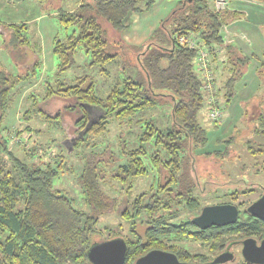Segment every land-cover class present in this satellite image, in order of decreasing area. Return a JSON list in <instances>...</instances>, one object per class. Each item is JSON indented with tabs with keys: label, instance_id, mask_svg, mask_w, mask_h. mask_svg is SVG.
<instances>
[{
	"label": "trees",
	"instance_id": "trees-1",
	"mask_svg": "<svg viewBox=\"0 0 264 264\" xmlns=\"http://www.w3.org/2000/svg\"><path fill=\"white\" fill-rule=\"evenodd\" d=\"M154 4L155 0H83L76 9L60 10L59 21L66 28H73L64 42H55L61 72L74 66L78 47H83L91 57V66L100 67L109 78L112 74L107 67L117 63L120 66L105 97L101 90H96L95 78L88 75L45 87L43 101L54 98L72 101L65 109L77 116L75 126L79 135L72 153L65 148L64 156H55L50 161L38 156V164L26 163L9 150L5 134L9 136L10 132L4 121L14 99L28 87H20V81L29 78L39 63H25L31 45L28 24L0 22V48L6 49L20 73L16 76L8 72L0 62V149L10 157L16 172L6 173L0 167V264H90L88 250L94 243L105 241L98 226L105 216L118 211L121 199L126 205L124 218L131 225L133 236L124 238L128 244L125 264H135L149 250L163 249L166 242L171 243L177 237L205 243L212 256L220 254L233 241L264 238V222L245 214L235 225L205 231L192 224L193 218L177 224L171 221L180 208L190 212L201 210V203L194 196L201 184L198 177L192 176L199 154L190 153L189 159L186 151L192 147L205 148L208 142L201 120L204 95L202 78L195 68L196 50L180 45L176 37L191 34L200 45L212 50L219 48L216 60L226 58L221 70L225 81L219 88L226 89L223 94L226 101L233 95L234 85L244 75L251 57L226 44L223 36L224 28L243 14L229 8L216 11L206 0H179L177 9L153 32L147 47L126 46L122 35L127 29L128 15L141 14ZM130 52L134 64L126 59V53ZM123 65L127 69L121 71ZM262 67L264 76V63ZM129 68L136 69L135 76L127 72ZM31 98L33 112L59 124V113L54 119L46 116L37 97L30 94L28 99ZM162 100L169 105L160 104ZM159 105L168 107L166 127L159 125L158 118L151 114ZM30 115L31 110L25 112L28 122ZM249 117L255 134L264 138V101ZM90 122L93 123L88 126ZM113 124L119 126L117 143L108 140ZM126 128L127 134L133 133V139L124 134ZM26 131L32 132L31 127ZM15 134L20 137L21 132ZM249 149L253 156L264 155L263 146L257 152ZM36 152L31 151L29 158ZM73 154L79 164L76 184L83 195L84 209L76 208L74 200L53 185L57 177L74 171L65 159ZM213 154L219 152L204 155ZM146 178H152L150 188L132 199L136 182ZM253 191L245 188L242 193ZM237 194L235 190L232 195ZM138 221L147 226L143 234L137 231ZM105 230L106 240L121 237L120 232L109 226ZM169 249L187 260L185 249L175 246ZM198 256L200 262L210 261L207 255ZM238 264L248 263L243 260Z\"/></svg>",
	"mask_w": 264,
	"mask_h": 264
},
{
	"label": "rangeland",
	"instance_id": "rangeland-1",
	"mask_svg": "<svg viewBox=\"0 0 264 264\" xmlns=\"http://www.w3.org/2000/svg\"><path fill=\"white\" fill-rule=\"evenodd\" d=\"M81 1L83 0H0V22L2 24H28V37L31 45L28 48L27 59L29 61L26 60L25 63L31 61L32 64L39 63L35 72L29 73V78L25 77L20 81V87H28H25L14 99L4 121L5 128L10 132L8 134L10 137L5 134L9 150L17 158L29 164L33 162L38 164L40 162L38 156L42 157L44 161L55 160V156L65 155V148L72 153L73 145L79 135L75 126L77 116L65 109L72 101L58 98H54L51 101H43L41 97L44 96L45 87L48 84H55L57 81L73 82L81 76L88 75L95 78L96 90H101L102 96L105 97L110 91L109 85L114 83L115 74L120 66L117 63L110 64L107 67L112 74V77L109 78L101 72L100 67L91 66V57L85 53L83 47H78L74 66L65 72L60 71V59L54 52L55 42L57 40L64 42L67 35L73 32V28H66L59 21L58 14L61 9H76ZM206 1L212 4L210 1ZM178 2L179 0H155V4L150 10L141 14H129L126 19L127 29L125 30H129L126 32L127 37L131 38V40L136 37L137 41L149 37L177 9ZM258 3L264 4V2L259 0H229L228 8L241 12L243 15L240 19L228 25L229 29L225 30L224 34L228 35L229 33L234 37L239 43L238 46L244 48V50H241L242 53L251 57V60L244 75L236 81L234 93L228 98V101L223 99L226 89L223 90L222 88L219 90L221 88L220 84L225 81L224 78L222 80L221 70L225 65L226 58L221 57L214 62L215 99H217L215 102L220 99L218 110L221 114V119L218 122H213L207 118L205 110H202L201 120L207 131V145L205 148L195 149L192 147L186 151V156L189 155V159H192L190 153L192 155L196 152L199 154L196 158V170L192 173V176L195 179L198 177L197 179L201 184L194 191V196L201 203V209L204 206L227 203L239 206L243 210L264 192V155L260 156L257 154L253 156L251 154L253 151L249 149L252 147L257 152L259 146L264 147V138L261 135H256L257 133L255 134L254 123L251 119L249 120V114L252 111L254 112L257 106L259 109L264 99V76L261 73L264 60L260 61L258 57H253L254 54L258 55ZM260 12H264V9ZM160 34L163 35V33ZM161 35L158 34V36ZM1 39L0 35V41ZM125 43L126 46L130 47H147L150 40L148 39L143 45H134L127 41ZM5 50V48H0V62L8 72L16 76L20 75V73L18 74V67H16L14 61ZM128 58L132 64L135 63L134 55L131 52L126 53V59ZM24 64H21V66L25 67L26 65ZM123 68L126 67L123 65L121 71ZM127 72L135 76L136 69L129 68ZM218 93L220 96H218ZM30 94L37 97L38 103H40L46 116L54 119L57 113L60 114L59 124L49 118L46 120L40 114L33 112V109H35H31L33 104L31 101L33 99H28ZM258 97L263 98L259 104L257 101ZM160 104L169 105L165 100L160 101ZM162 105H159L158 109L153 110L151 114L158 118L159 125L166 127L169 124V118L165 115V112L168 115V107H162ZM29 110H31V120L28 122L25 120V112ZM94 117H98L97 113L94 114ZM29 126L32 132L26 131ZM109 130L108 140L117 143V136L120 134L119 126L113 124ZM15 132H21L22 135L19 134V137ZM123 132L127 134L128 128ZM127 137L133 139V133L127 134ZM33 150L37 152L33 158H29V154ZM210 152H219L220 155H204ZM74 155L65 156L66 162L73 166L74 171L67 176L60 175L54 180L53 185L54 189L69 195L74 200L76 208L84 209L83 195L76 184V176L80 173V170ZM217 156L218 158H216ZM0 167L6 173L16 174L10 157L1 149ZM205 182L206 185H204ZM151 184L152 178L136 182L132 199L147 191ZM245 188L253 189L254 191L251 194H243L242 192L245 191ZM177 190L176 188L175 191ZM235 190L238 191V194L232 195ZM112 195L115 196L116 193H112ZM120 202L118 211L105 216L98 226L102 231L104 240L107 239L106 226L116 232H120L122 238L132 239L133 237L132 233H130L131 225L123 214L126 205H123V199ZM199 212H190L188 209L180 208L178 215L171 221L177 224L180 221L194 218ZM146 229V224L138 221L137 231L143 234ZM178 238L171 243L177 242L178 245L192 253L211 255L209 247L202 245L200 241L189 238H179V240ZM233 253L239 263L243 262L240 247L235 248Z\"/></svg>",
	"mask_w": 264,
	"mask_h": 264
},
{
	"label": "water",
	"instance_id": "water-1",
	"mask_svg": "<svg viewBox=\"0 0 264 264\" xmlns=\"http://www.w3.org/2000/svg\"><path fill=\"white\" fill-rule=\"evenodd\" d=\"M93 122H90V126ZM250 216L264 220V193L262 197L253 202L246 209ZM239 220V209L233 204H217L206 206L200 215L192 219V224L205 231L212 227H227L235 225ZM229 249L221 252L212 261L202 264H229L235 261V255ZM241 256L248 264H264V238L258 243L253 237L241 242ZM128 254V244L124 238H114L94 243L88 250L87 256L90 264H125ZM135 264H190L181 262L170 252L153 250L138 258Z\"/></svg>",
	"mask_w": 264,
	"mask_h": 264
},
{
	"label": "built area",
	"instance_id": "built-area-1",
	"mask_svg": "<svg viewBox=\"0 0 264 264\" xmlns=\"http://www.w3.org/2000/svg\"><path fill=\"white\" fill-rule=\"evenodd\" d=\"M213 4L216 11H223L228 8L229 0H208ZM180 45H187L191 49L196 50L195 68L202 78V91L204 95V109L207 118L213 122H218L221 119V114L216 106V82L214 76V62L219 48L212 50L209 47L200 45L198 39L193 35H179L176 37Z\"/></svg>",
	"mask_w": 264,
	"mask_h": 264
},
{
	"label": "flooded vegetation",
	"instance_id": "flooded-vegetation-1",
	"mask_svg": "<svg viewBox=\"0 0 264 264\" xmlns=\"http://www.w3.org/2000/svg\"><path fill=\"white\" fill-rule=\"evenodd\" d=\"M263 193L264 192H262L259 196H258V199H256L255 201H257V200H259L261 197H262V195H263ZM254 201V202H255ZM253 203V202H252ZM222 204H227V203H222ZM250 205V204H249ZM248 205V206H249ZM248 206L246 207V208H244L243 210H241L240 208H239V206H237L238 207V209H239V220H240V217L242 216V217H244L243 215L245 214V215H247V216H250L249 214H247V212H246V209L248 208ZM204 207H206V206H204ZM203 207V208H204ZM202 208V209H203ZM202 209L200 210V212L198 213V215H200L201 214V212H202ZM197 215V216H198ZM246 217V216H245ZM252 217V216H251ZM252 218H254V217H252ZM256 219V218H255ZM238 220V221H239ZM258 221H260V222H264V220H261V219H257ZM196 227V226H195ZM197 228V227H196ZM198 229V228H197ZM200 230V229H199ZM209 230V229H208ZM202 231V230H201ZM180 239H185V238H189V237H179ZM178 238V239H179ZM247 238H249V237H247ZM253 238H255L256 240H258V243H260V241L262 240V238L261 237H259L258 236V238L257 237H253ZM179 239V240H180ZM246 238H244V239H242V240H240V241H233V243H231V244H234L231 248H230V250L233 252V250L235 249V248H237V247H240L241 249H242V245H241V242L242 241H244ZM170 243V242H169ZM168 242H166V246H164V248L163 249H151V250H149L148 252H150V251H153V250H161V251H165V252H170V253H173V254H175L176 256H177V253H175L172 249H169V246H171V247H178L180 250L182 249V250H184L185 248L184 247H181L180 245H178L177 244V242H175V243H173L174 245H172V244H169ZM231 244H229V246L225 249V250H227V249H229V247H230V245ZM202 245H204V246H207L205 243H202ZM186 250V253H188V255H186L185 257H186V259L187 260H184V259H181V258H179L178 256V259L181 261V262H186V263H190V264H202V263H206V262H209V260H207V261H199L201 258L198 256V255H202V256H204L205 254H202V253H192L191 251H189L188 249H185ZM224 250V251H225ZM147 252V253H148ZM223 252V251H222ZM146 253V254H147ZM145 254V255H146ZM235 255V254H234ZM198 256V257H197ZM207 257H209V259H210V261H212L214 258H215V256H212V253H211V255H207ZM239 263V261H237V258H236V255H235V261L234 262H231V263H229V264H238Z\"/></svg>",
	"mask_w": 264,
	"mask_h": 264
},
{
	"label": "crops",
	"instance_id": "crops-1",
	"mask_svg": "<svg viewBox=\"0 0 264 264\" xmlns=\"http://www.w3.org/2000/svg\"><path fill=\"white\" fill-rule=\"evenodd\" d=\"M262 9H264V4L258 3V55H256V54L255 55L258 57V60H260V61L261 60H264V12H260V11H262ZM227 29H229V26H226L224 28V30H223V36H224L225 43L226 44H231L237 50H239L240 52H242L241 50H244V48L238 46L239 43L237 42V40H235V38L232 37L229 33H228V35L224 34V31L227 30ZM155 30L153 32H155ZM128 31H125L123 33V35H122L123 36V39L125 41H127L128 43H131V44H134V45H143L151 37V35L153 34V32H152L149 37H145V38L141 39L140 41H137L136 40V37L135 38H132V40H131V38H128L127 37V33L126 32H128ZM242 54L244 56L247 55L245 53H242ZM258 98L259 99L257 101H258V104H259L260 101L263 98L262 99L260 97H258ZM263 101H264V99H263Z\"/></svg>",
	"mask_w": 264,
	"mask_h": 264
}]
</instances>
